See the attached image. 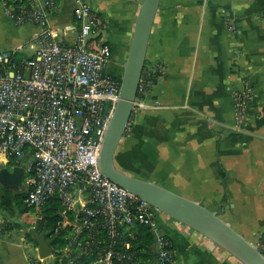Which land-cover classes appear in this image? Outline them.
<instances>
[{
    "label": "crops",
    "instance_id": "crops-1",
    "mask_svg": "<svg viewBox=\"0 0 264 264\" xmlns=\"http://www.w3.org/2000/svg\"><path fill=\"white\" fill-rule=\"evenodd\" d=\"M88 1L106 25L108 69L122 74L142 0ZM56 2L48 30L73 44L74 1ZM43 42L41 26L13 24L0 1V50L30 57ZM145 63L157 67L152 96L161 107L132 116L115 153L125 160L124 173L215 211L257 246L264 233V0H160ZM246 88L251 95L237 130L235 98ZM1 213L0 264H35L38 245L26 235L36 223L17 221L28 213ZM158 220L177 264H241L189 227Z\"/></svg>",
    "mask_w": 264,
    "mask_h": 264
},
{
    "label": "built area",
    "instance_id": "built-area-1",
    "mask_svg": "<svg viewBox=\"0 0 264 264\" xmlns=\"http://www.w3.org/2000/svg\"><path fill=\"white\" fill-rule=\"evenodd\" d=\"M78 24L73 44L54 39L47 27L56 0H32L14 14L16 25L43 28L44 42L30 57L18 50H0V165L13 160L25 170L24 203L39 212L52 197L61 204L54 234L67 229L69 242L35 264H76L89 251L91 264H118L125 258L134 225L153 234L158 264H177L171 239L159 226V210L104 177L98 166L102 144L119 100L122 74L108 69L112 51L102 39L106 25L88 0H73ZM157 67L145 63L138 83L133 115L161 107L152 96ZM251 89L236 95L235 129L240 130ZM26 160V163H23ZM12 166V167H14ZM40 219V217H39ZM261 237V236H260ZM264 252V233L257 243ZM124 250V251H123Z\"/></svg>",
    "mask_w": 264,
    "mask_h": 264
},
{
    "label": "water",
    "instance_id": "water-1",
    "mask_svg": "<svg viewBox=\"0 0 264 264\" xmlns=\"http://www.w3.org/2000/svg\"><path fill=\"white\" fill-rule=\"evenodd\" d=\"M160 0H142L131 44L120 81L119 100L113 111L100 151L98 166L104 177L121 188L147 201L168 217L200 233L228 252L241 264H264V255L219 215L200 203L172 192L155 182L126 174L117 169L114 156L124 137L145 64L146 51ZM25 170L21 166L0 169V184L14 192L23 191ZM39 219L30 230L38 245L40 258L53 252L52 240L38 231ZM144 264V263H142Z\"/></svg>",
    "mask_w": 264,
    "mask_h": 264
},
{
    "label": "trees",
    "instance_id": "trees-1",
    "mask_svg": "<svg viewBox=\"0 0 264 264\" xmlns=\"http://www.w3.org/2000/svg\"><path fill=\"white\" fill-rule=\"evenodd\" d=\"M5 9L10 10L12 13L16 14L23 9H28L32 5V0H0ZM15 163L13 160H9L7 167L14 166ZM0 208L11 214L23 215L31 211L24 203V192H14L11 189H7L0 184ZM62 207L60 201L55 198H49L41 210L40 214V223L38 231L45 234L46 238L52 240V247L55 250L62 249L69 240L67 239L69 231L67 229L61 230L58 234H54V229L60 218L59 212ZM132 236H124L118 241V248H120L121 242H129L130 247L124 251L125 258L121 260L118 264H158L156 261V252L153 244V234L152 232L144 225L136 224L131 229ZM27 238L33 243L36 247L37 244L30 234L27 233ZM262 237V235H261ZM260 237V238H261ZM259 238V239H260ZM263 255L264 252L260 251ZM96 258V255L89 251L88 254L81 256L76 264H91ZM67 259H64L62 264H66Z\"/></svg>",
    "mask_w": 264,
    "mask_h": 264
},
{
    "label": "rangeland",
    "instance_id": "rangeland-1",
    "mask_svg": "<svg viewBox=\"0 0 264 264\" xmlns=\"http://www.w3.org/2000/svg\"><path fill=\"white\" fill-rule=\"evenodd\" d=\"M23 51H24V53L25 54H29V49L28 48H26V45L24 46V49H23ZM23 51H22V54H23ZM23 163H26V160H24V162ZM114 164H115V166L117 167V169L118 170H120V171H122V172H124V169H125V167H126V165H125V160H124V158H121L120 156L118 157V153L115 155V157H114ZM2 167H6L7 169H11V167L9 168V167H7L6 165L5 166H1L0 165V169L2 168ZM24 190V189H23ZM217 210H220V209H217ZM3 214L1 213L0 214V216H2ZM159 215L160 216H162V217H167L171 222H178V221H175L174 219H172V218H170V217H168L167 215H165L164 213H162V212H159ZM7 217H8V215H7ZM39 217H40V214H39V212H36V211H33V210H31V211H29L28 212V214L27 215H23L22 217H20V218H17V221L18 222H22L23 223V225H33V224H35L36 223V221L39 219ZM2 219V217H0V220ZM8 219H9V217H8ZM25 219H27V220H25ZM168 229L170 228L169 227V224H168V227H167ZM190 229V231H193L194 232V230L193 229H191V228H189ZM14 233L16 234V235H18L19 234V230H15L14 231ZM195 233H198V232H195ZM48 259H50V258H48ZM46 260L45 261V263L46 264H51V261L50 260ZM34 263H36V262H34Z\"/></svg>",
    "mask_w": 264,
    "mask_h": 264
}]
</instances>
